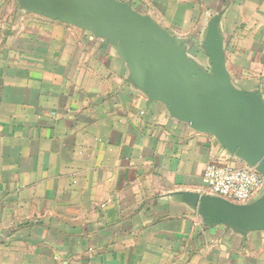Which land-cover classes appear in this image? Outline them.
I'll use <instances>...</instances> for the list:
<instances>
[{
    "label": "crops",
    "instance_id": "obj_1",
    "mask_svg": "<svg viewBox=\"0 0 264 264\" xmlns=\"http://www.w3.org/2000/svg\"><path fill=\"white\" fill-rule=\"evenodd\" d=\"M99 1L164 30L201 91L221 57L264 112V0ZM33 4L0 0V264H264V230L219 219L203 183L251 165L152 93L137 38Z\"/></svg>",
    "mask_w": 264,
    "mask_h": 264
},
{
    "label": "water",
    "instance_id": "obj_2",
    "mask_svg": "<svg viewBox=\"0 0 264 264\" xmlns=\"http://www.w3.org/2000/svg\"><path fill=\"white\" fill-rule=\"evenodd\" d=\"M32 1L34 6H43L45 10L42 11L49 17L105 34L129 35L126 37L128 42L137 38L142 48L129 44L151 63L156 72L152 93L178 116L218 137L232 152L264 175L263 109L231 87L221 57H215L220 65V80L215 84L206 82L207 89L201 91L193 83L197 73L185 50L160 27L145 22L130 9L99 0H68L66 5L59 0ZM236 102L244 106L240 113L233 109ZM206 199L216 205L219 219L244 231L264 230V199L252 206L234 204L214 196Z\"/></svg>",
    "mask_w": 264,
    "mask_h": 264
},
{
    "label": "built area",
    "instance_id": "obj_3",
    "mask_svg": "<svg viewBox=\"0 0 264 264\" xmlns=\"http://www.w3.org/2000/svg\"><path fill=\"white\" fill-rule=\"evenodd\" d=\"M203 183L211 196L242 205L263 187L264 178L253 166L211 163L205 168Z\"/></svg>",
    "mask_w": 264,
    "mask_h": 264
}]
</instances>
